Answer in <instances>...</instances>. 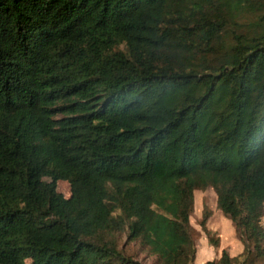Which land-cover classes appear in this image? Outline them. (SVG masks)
<instances>
[{
    "label": "trees",
    "instance_id": "obj_1",
    "mask_svg": "<svg viewBox=\"0 0 264 264\" xmlns=\"http://www.w3.org/2000/svg\"><path fill=\"white\" fill-rule=\"evenodd\" d=\"M263 203L264 0H0V264H264Z\"/></svg>",
    "mask_w": 264,
    "mask_h": 264
},
{
    "label": "rangeland",
    "instance_id": "obj_2",
    "mask_svg": "<svg viewBox=\"0 0 264 264\" xmlns=\"http://www.w3.org/2000/svg\"><path fill=\"white\" fill-rule=\"evenodd\" d=\"M246 16L242 19L243 22ZM57 190L68 196L70 193L68 181L58 180ZM204 212L208 213L204 224L206 228L200 224ZM189 221L190 233L195 244L194 262L199 261V257H196L197 250L199 255L203 257L200 258L202 261L209 258L217 259L220 255L218 253L223 248L231 255H238L243 250L244 244L240 239V233L236 230L233 222L216 205V193L213 187L208 186L204 189L194 190V202ZM209 236L216 239L217 244H212ZM118 247L126 254L138 259L142 264H161L156 255L141 244L139 239H128L126 231L119 233ZM255 264H261V261L257 260Z\"/></svg>",
    "mask_w": 264,
    "mask_h": 264
},
{
    "label": "crops",
    "instance_id": "obj_3",
    "mask_svg": "<svg viewBox=\"0 0 264 264\" xmlns=\"http://www.w3.org/2000/svg\"><path fill=\"white\" fill-rule=\"evenodd\" d=\"M210 227H212V226H210ZM221 250H222V249H221ZM196 253H197V254H196V257H197V258L199 257V261H200V262H199V261H196L197 263H202V262H204V261L206 260V259H205L204 261L200 260V258H203V257L199 255L198 250L196 251ZM220 253H221V251L218 253V255H219ZM233 255H234V254H233Z\"/></svg>",
    "mask_w": 264,
    "mask_h": 264
},
{
    "label": "built area",
    "instance_id": "obj_4",
    "mask_svg": "<svg viewBox=\"0 0 264 264\" xmlns=\"http://www.w3.org/2000/svg\"><path fill=\"white\" fill-rule=\"evenodd\" d=\"M260 223L262 225H264V203H263V212H262V215H261Z\"/></svg>",
    "mask_w": 264,
    "mask_h": 264
}]
</instances>
